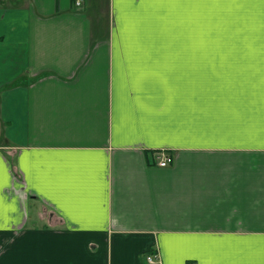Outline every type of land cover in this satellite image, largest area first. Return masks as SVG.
Listing matches in <instances>:
<instances>
[{
	"label": "crops",
	"instance_id": "crops-1",
	"mask_svg": "<svg viewBox=\"0 0 264 264\" xmlns=\"http://www.w3.org/2000/svg\"><path fill=\"white\" fill-rule=\"evenodd\" d=\"M0 264H264V0H0Z\"/></svg>",
	"mask_w": 264,
	"mask_h": 264
},
{
	"label": "built area",
	"instance_id": "built-area-1",
	"mask_svg": "<svg viewBox=\"0 0 264 264\" xmlns=\"http://www.w3.org/2000/svg\"><path fill=\"white\" fill-rule=\"evenodd\" d=\"M75 1V5L77 7H82L83 6V0H74ZM173 162V158L172 157H165L163 158V160L160 162V167H167L170 163Z\"/></svg>",
	"mask_w": 264,
	"mask_h": 264
}]
</instances>
